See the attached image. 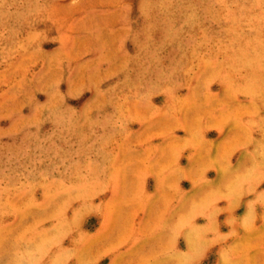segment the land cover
<instances>
[{
  "label": "rangeland",
  "instance_id": "obj_1",
  "mask_svg": "<svg viewBox=\"0 0 264 264\" xmlns=\"http://www.w3.org/2000/svg\"><path fill=\"white\" fill-rule=\"evenodd\" d=\"M0 264H264V0H0Z\"/></svg>",
  "mask_w": 264,
  "mask_h": 264
}]
</instances>
